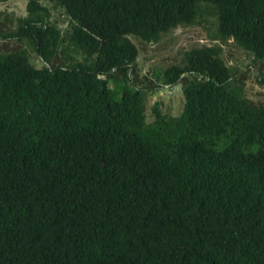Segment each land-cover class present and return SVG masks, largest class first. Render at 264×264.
I'll use <instances>...</instances> for the list:
<instances>
[{
	"label": "trees",
	"instance_id": "trees-1",
	"mask_svg": "<svg viewBox=\"0 0 264 264\" xmlns=\"http://www.w3.org/2000/svg\"><path fill=\"white\" fill-rule=\"evenodd\" d=\"M46 1L64 34L42 0L0 30L40 61L0 52V264H264V103L217 43L135 85L128 37L156 41L203 1L214 38L264 62V0ZM177 82L179 113L155 102L146 120L145 91Z\"/></svg>",
	"mask_w": 264,
	"mask_h": 264
},
{
	"label": "rangeland",
	"instance_id": "rangeland-1",
	"mask_svg": "<svg viewBox=\"0 0 264 264\" xmlns=\"http://www.w3.org/2000/svg\"><path fill=\"white\" fill-rule=\"evenodd\" d=\"M26 0H0V30H8L15 26L16 18L25 14ZM49 7V18L56 22L64 34L69 25V19L61 6H53L50 1L42 0ZM199 13L193 22L182 24L160 33L156 41L147 42L134 34H128L137 47L135 59V85L155 84L159 82L157 71L171 63H178L184 50L201 44L220 45V55L224 62L231 66V83L239 85L241 93L253 103H264V82L259 81L263 60H253L252 54L238 45L232 38L220 40L214 38L215 14L205 2L200 1ZM64 42L62 43V45ZM13 47H23L28 52L29 59L34 64L40 63L37 54L27 45L25 40L0 38V52ZM80 57L79 53H76ZM61 52L57 60H61ZM112 84V81L110 82ZM161 111L177 114L183 104V94L180 82L172 85L153 87L144 93V112L146 120L153 116V104ZM217 145L221 141H216Z\"/></svg>",
	"mask_w": 264,
	"mask_h": 264
}]
</instances>
